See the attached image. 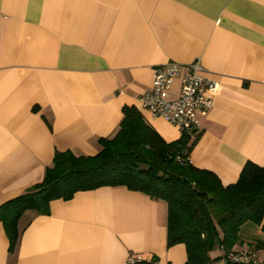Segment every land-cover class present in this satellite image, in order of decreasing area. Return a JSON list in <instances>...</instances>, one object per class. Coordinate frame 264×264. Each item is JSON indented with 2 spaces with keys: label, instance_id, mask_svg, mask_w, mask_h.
<instances>
[{
  "label": "crops",
  "instance_id": "0c3cea01",
  "mask_svg": "<svg viewBox=\"0 0 264 264\" xmlns=\"http://www.w3.org/2000/svg\"><path fill=\"white\" fill-rule=\"evenodd\" d=\"M196 60L218 91L188 158L228 186L246 162L264 168V0H0V205L39 184L56 152L96 155L124 106L178 140L138 98L156 67ZM19 231L9 251L0 225V264H186L184 245L167 246L166 204L123 187L52 201ZM239 240L264 242V229L247 222Z\"/></svg>",
  "mask_w": 264,
  "mask_h": 264
},
{
  "label": "trees",
  "instance_id": "16d2710c",
  "mask_svg": "<svg viewBox=\"0 0 264 264\" xmlns=\"http://www.w3.org/2000/svg\"><path fill=\"white\" fill-rule=\"evenodd\" d=\"M113 138H101L94 156L56 152L43 180L23 195L0 205V225L14 251L19 221L27 213L48 214L50 203L68 201L78 192L123 187L163 201L167 207V246L182 244L186 264H213L242 250L264 252L257 240L234 250L247 222L264 229V168L246 162L237 181L224 186L212 172L193 167L189 153L195 138L181 136L167 143L134 106L122 108ZM220 250L221 255H215ZM261 260V259H260ZM156 259L137 264H153ZM264 264V261H262Z\"/></svg>",
  "mask_w": 264,
  "mask_h": 264
},
{
  "label": "built area",
  "instance_id": "2783aa9c",
  "mask_svg": "<svg viewBox=\"0 0 264 264\" xmlns=\"http://www.w3.org/2000/svg\"><path fill=\"white\" fill-rule=\"evenodd\" d=\"M177 78H180V88L176 97L170 99ZM217 91L218 83L203 75L200 60L188 65L168 62L154 69L150 89L138 98V103L153 119H162L176 128L179 137L195 138L199 131V116L205 115L213 107ZM142 261L144 258L141 255H130L127 258L129 264ZM228 262L262 264L257 254L246 250L230 254ZM153 264L158 262L154 261Z\"/></svg>",
  "mask_w": 264,
  "mask_h": 264
},
{
  "label": "rangeland",
  "instance_id": "374dc122",
  "mask_svg": "<svg viewBox=\"0 0 264 264\" xmlns=\"http://www.w3.org/2000/svg\"><path fill=\"white\" fill-rule=\"evenodd\" d=\"M260 259L264 261V252H260Z\"/></svg>",
  "mask_w": 264,
  "mask_h": 264
}]
</instances>
